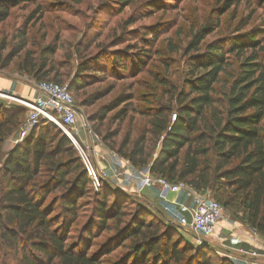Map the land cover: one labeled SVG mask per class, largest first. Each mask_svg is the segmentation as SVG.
<instances>
[{
	"label": "rangeland",
	"instance_id": "rangeland-1",
	"mask_svg": "<svg viewBox=\"0 0 264 264\" xmlns=\"http://www.w3.org/2000/svg\"><path fill=\"white\" fill-rule=\"evenodd\" d=\"M197 33L203 38L193 47ZM250 34L261 46L264 44V0H23L10 9L8 18L0 24V74L30 84L37 81L23 67L46 62L57 79H51L50 73L44 80L68 84L77 79L79 89L72 91L81 110L77 141L84 148L98 150V159L94 160L106 171L108 185L120 194L117 205L121 213L103 226H98L97 218L93 226H88L93 192H99L102 186L96 190L92 185L93 189L89 187L91 191L78 200V218L65 230L66 244L75 252L96 253L103 264H112L127 254L129 240L122 245L119 238L110 239L116 228L131 223L137 207L147 209V221L166 220L143 199L156 197L154 200L161 202L159 207L164 211L166 202L160 197V188L143 184L150 166H134L116 151H130L136 142H142L145 152L154 158L160 145L152 125L154 116L164 109L165 116L173 122L176 98L183 90L188 93L187 81L204 72L195 66L196 56H205L211 44L225 51L236 39L247 43ZM262 48L258 52L264 66ZM226 59L229 65L221 76L229 83L237 56L226 54ZM216 86L220 88V83ZM6 94L11 98L0 97V106H14L19 115L17 124L8 127L0 143V167L31 131L44 128L41 121L22 137L27 108L16 100L22 97ZM54 134L55 131L50 133ZM182 153L183 150L181 157ZM63 158L68 157L65 154ZM109 189L107 205L115 198ZM231 191L221 184L208 190L210 197L223 206L222 220L235 226L229 231L232 234L223 235L219 250L211 248L209 257L215 262L217 258L232 261L224 251L238 253L243 248L239 237L247 235L259 242V235L246 223L245 211ZM58 194L52 191L44 197L43 206L56 202L51 216L60 207ZM164 194L170 201H180V194ZM225 199L227 205H223ZM171 211L173 214L175 210ZM173 233L178 241L199 246L180 230L173 228ZM2 236L0 229V264H26L24 255L32 259L39 255L24 239L18 237L16 245H8ZM41 260L45 257L41 256Z\"/></svg>",
	"mask_w": 264,
	"mask_h": 264
},
{
	"label": "trees",
	"instance_id": "trees-1",
	"mask_svg": "<svg viewBox=\"0 0 264 264\" xmlns=\"http://www.w3.org/2000/svg\"><path fill=\"white\" fill-rule=\"evenodd\" d=\"M21 1L0 0V24ZM255 37L250 34L247 43L241 39L231 41L225 51L211 44L205 56H196L195 66L204 72L187 81L188 93L183 90L176 98L173 122L165 116L164 109L154 116L152 125L156 140L160 141L154 158L145 152L142 142H136L130 151L120 148L116 152L134 166L149 165L154 176L186 184L197 192L219 184L232 189L245 211L248 226L264 236V66L258 52L264 44L261 46ZM202 38L200 33L195 34L193 47ZM226 54L237 56L236 69L229 72V83L221 76L229 65ZM23 69L37 82L47 81L44 79L50 73L51 79H57L46 62H33ZM77 85V79L68 83L71 94L79 89ZM16 109L0 106V143L8 127L17 124ZM41 125L44 128L31 131L0 167L3 240L16 245L18 237L22 238L45 257L41 260L39 255L36 259L24 255L26 264H52L55 260L56 264H103L98 254L75 252L66 244L65 230L77 220L78 200L93 189L92 183L71 141L53 124L42 121ZM65 154L67 160L63 158ZM102 182L101 190L93 192L88 226H93L96 218L98 226H103L121 213L117 205L120 194L106 180ZM109 187L115 198L107 205ZM52 191H59L56 201L60 206L53 216L56 202L43 206L45 195ZM227 204L225 199L223 205ZM147 212L137 207L131 223L115 229L110 241L119 238L122 245L126 240L129 244L127 254L112 264H236L227 259L212 260L209 244L194 247L178 241L173 238L176 227L166 220L147 221Z\"/></svg>",
	"mask_w": 264,
	"mask_h": 264
},
{
	"label": "built area",
	"instance_id": "built-area-1",
	"mask_svg": "<svg viewBox=\"0 0 264 264\" xmlns=\"http://www.w3.org/2000/svg\"><path fill=\"white\" fill-rule=\"evenodd\" d=\"M30 85L34 90V96L31 100L16 98L27 108L26 118L21 127L22 137L41 121L56 126L73 143L92 185L97 190L101 185L100 183L106 180L107 174L94 160L98 151L93 147L91 149L84 148L77 141L81 110L69 91L68 84L53 81H31ZM0 97L11 98L1 91ZM143 184L145 187L157 186L160 188V197L166 202L162 212L166 215V222L171 226H175L184 234L191 236L197 243L196 245H201L202 240H205L212 247H215L213 242L218 243V248L223 246L224 239L217 235L218 224L223 219V207L218 201L210 197L208 191L197 192L186 184L170 182L164 177L152 175L149 171L143 177ZM165 192L174 195L183 193L185 200L170 201L166 198ZM171 208L175 210L173 214ZM169 213L174 218L167 215ZM251 246L252 248L248 250L238 249V253L229 250L224 252L226 257L232 261H238L242 264H262L261 258L264 257L262 252L264 248L255 239H252ZM218 248L216 249L219 250Z\"/></svg>",
	"mask_w": 264,
	"mask_h": 264
},
{
	"label": "crops",
	"instance_id": "crops-1",
	"mask_svg": "<svg viewBox=\"0 0 264 264\" xmlns=\"http://www.w3.org/2000/svg\"><path fill=\"white\" fill-rule=\"evenodd\" d=\"M0 91L1 92H5V93H9V94H13L16 95L18 97H22V98H26L28 100H31L34 96V90L33 87L28 84V83H22L19 80H16L14 78L8 77V75H3L0 74ZM96 149V148H95ZM98 151V150H97ZM95 159H98V154L96 156ZM175 197V195H173ZM149 205H151V207H153L154 209H156L160 214H162L165 218L166 215L163 214L161 208L159 207L160 205V201L157 200L155 201L154 199H156V197L153 196H147V199L143 198ZM180 201L185 200L184 194L181 193L179 198ZM233 224H231L230 222L226 221V220H222L220 221V223L218 224L217 227V235L220 238H224L223 235L225 234H232L233 232H229L231 229V231H233ZM242 227V226H240ZM252 229V228H251ZM255 230H253V233L258 236L259 235V244L262 248H264V236L258 232H254ZM237 233L236 231L234 232V234ZM242 239V242H239V244H241L243 246V248L245 250L251 249L252 246V239L250 237H243L240 238ZM212 243V242H211ZM216 248H218L219 245H217L216 243H212ZM264 253V251H262ZM262 260V264H264V257L261 258ZM237 264H241V263H237Z\"/></svg>",
	"mask_w": 264,
	"mask_h": 264
},
{
	"label": "water",
	"instance_id": "water-1",
	"mask_svg": "<svg viewBox=\"0 0 264 264\" xmlns=\"http://www.w3.org/2000/svg\"><path fill=\"white\" fill-rule=\"evenodd\" d=\"M252 230H254V229H252ZM202 244H207V241L202 240ZM202 244H201V245H202Z\"/></svg>",
	"mask_w": 264,
	"mask_h": 264
}]
</instances>
